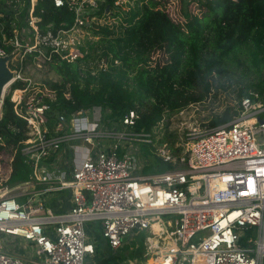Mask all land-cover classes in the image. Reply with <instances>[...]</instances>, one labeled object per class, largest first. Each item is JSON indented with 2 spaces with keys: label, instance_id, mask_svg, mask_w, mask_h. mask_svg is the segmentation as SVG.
Segmentation results:
<instances>
[{
  "label": "built area",
  "instance_id": "built-area-1",
  "mask_svg": "<svg viewBox=\"0 0 264 264\" xmlns=\"http://www.w3.org/2000/svg\"><path fill=\"white\" fill-rule=\"evenodd\" d=\"M105 2L54 0L56 7L74 12V23L70 29L42 31L37 0H4L11 12L0 11V57H10L14 77L1 106L10 95L15 114L27 124L22 153L31 173L29 181L5 185L14 152L0 149V264H25L12 254L19 240L34 246V254L26 255L33 264H85L96 251L87 231L91 223L114 253L135 230L145 232L144 246L156 256L153 264H264V98L259 94L242 98L241 113L232 121L194 132L187 154H172L162 144L157 153L174 169L150 175L141 172L143 159L129 148L152 141L133 131L135 111L117 121L93 107L52 121L43 96L24 101L31 82L25 70L49 68L56 55L68 61L82 56L75 33L101 22L95 13ZM18 81L25 88L12 90ZM186 110L176 113L182 117ZM65 192L68 210L59 199L54 201L59 212L45 207L43 197Z\"/></svg>",
  "mask_w": 264,
  "mask_h": 264
},
{
  "label": "trees",
  "instance_id": "trees-1",
  "mask_svg": "<svg viewBox=\"0 0 264 264\" xmlns=\"http://www.w3.org/2000/svg\"><path fill=\"white\" fill-rule=\"evenodd\" d=\"M144 1L136 0L122 15V5H116L117 0L100 3L96 17L120 15L119 25L98 21L85 26L99 40L82 46V56L73 61L54 56L50 69L57 79L45 84L53 97H38L43 96L49 105L52 121L57 115L70 117L93 107H100L106 118L117 121L135 111L139 118L133 131L148 134L152 140L139 144L144 163L141 172L150 175L174 169L154 146L164 128L160 123L165 115L201 102L213 88L211 79L228 76L233 62L243 66L245 74L256 72L257 81L237 91V105H227L203 126L215 128L232 121L241 113L242 98L252 93L264 98V0H197L205 8L201 18L188 10L193 0H184V22L173 20L160 8V1ZM26 9L21 15L23 25ZM0 11L11 12L5 8L4 0H0ZM35 14L42 31L48 26L54 31L70 29L75 19L74 12L66 5L56 7L54 0H37ZM155 53L162 56L156 62L151 59ZM102 60L104 68L99 67ZM24 88L21 81L12 85V90ZM28 132L26 122L14 112L10 95L5 97L0 149L6 146L14 152L12 174L5 185L29 181L31 168L22 153ZM178 137L171 135L170 148L175 155L184 146L178 144Z\"/></svg>",
  "mask_w": 264,
  "mask_h": 264
},
{
  "label": "rangeland",
  "instance_id": "rangeland-1",
  "mask_svg": "<svg viewBox=\"0 0 264 264\" xmlns=\"http://www.w3.org/2000/svg\"><path fill=\"white\" fill-rule=\"evenodd\" d=\"M136 0H120L122 8L120 9V15L124 10L129 9V7L133 6ZM149 0H145L147 3ZM160 1V8L167 10L171 16L177 20L184 22V0H154ZM187 1V0H186ZM130 4V6L126 4ZM141 3V2H140ZM186 5V4H185ZM188 10L194 14L198 15V17H202L205 13V8L199 6V2L197 0H193L192 3L188 6ZM187 10V11H188ZM113 18L112 15H107L102 18L101 23L107 24H118L121 21V17ZM75 36L79 37L78 46H86L88 42H96L99 40V37H94L92 33L87 30H77ZM76 45V46H77ZM160 53H155L152 56V61L156 62L159 58H161ZM244 61V57H240ZM104 62L102 60L99 63V66ZM247 62V61H246ZM264 76V73H263ZM24 77L30 79L29 81V89L26 93H24V101L27 102L30 99H37V94L46 95L47 92H50L45 87V84L50 81H54L57 79L56 74L49 68L43 67H30L25 70ZM213 88L211 89L208 96L201 101L190 105L185 114L181 117L178 116V113L166 114L167 120L164 123V128L157 135V142L154 144L158 149L162 144H168L170 148L171 143L173 142V138L171 135L177 134L178 144L184 145L181 154H187V144L190 142L191 137H193L194 132L204 130V124H207V120L211 118L215 113L221 112L227 105H237L238 102L236 96L237 91L247 86V83L257 81V73L256 72H248V74L244 73V67H237L236 62L232 63L230 73L228 76H223L222 78L215 77L211 79ZM8 94V91H7ZM5 94V95H7ZM103 114V113H102ZM131 130V128H128ZM259 141H263L262 137L258 138ZM162 142V144H160ZM125 146V144H122ZM131 150H133V154L136 153L142 154L140 145H134L133 148L130 146ZM138 148V150H137ZM6 153H10V149L6 146ZM171 150V148H170ZM157 153V152H156ZM180 153V152H179ZM177 153V154H179ZM138 160V158H137ZM147 164V161L145 162ZM149 165V164H148ZM183 167V166H181ZM142 171V170H141ZM23 183V182H22ZM19 184V183H18ZM17 185V184H16ZM68 193V192H66ZM65 193V194H66ZM61 194H50L48 197H43L45 202V207L54 206L53 199H59L61 201ZM40 197H37L36 200H40ZM92 224V223H91ZM90 225L87 226V231L95 237L93 232H90L93 227ZM93 225V224H92ZM133 238L127 237L125 240V245L118 251L117 254H114L108 251L106 247L105 240L101 239L100 242V254H97V258L101 260H107V264H111V259L114 258L115 261L112 264H150L149 262L156 258L154 254L148 253L149 250L144 246V241L146 237V233L135 230ZM150 235V234H149ZM242 235V233H241ZM244 238V237H243ZM242 245L245 246L244 243ZM20 250L27 252V254H34V246L30 245L27 242L21 241L18 243ZM148 253V255H147ZM96 256V255H95ZM148 256V257H147ZM87 261V260H86ZM86 264H92V262H87Z\"/></svg>",
  "mask_w": 264,
  "mask_h": 264
},
{
  "label": "crops",
  "instance_id": "crops-1",
  "mask_svg": "<svg viewBox=\"0 0 264 264\" xmlns=\"http://www.w3.org/2000/svg\"><path fill=\"white\" fill-rule=\"evenodd\" d=\"M66 168H70V165L66 166ZM65 171H66L67 174H70V169H65ZM67 176L69 177V175H67ZM65 193L61 194L62 195L61 196V198H62L61 199V201H62V210H68L70 208V194H69V192L66 193V194ZM55 200H53L54 206H51V209L54 210L55 212H59L58 205L56 206V204L54 202ZM91 226L93 227V229L90 232H93L95 235H97L95 237H92V235H90V233H89L90 241L96 247V251H95V255L96 256L94 255L92 257H88L86 259L87 261H85V264L87 262H90V261L92 262V264H107V260L105 261V260H101V259L97 258V254H100V242H103V241H101V239H103V238H102V236L100 234V230L98 228V225L97 224H93V225L91 224ZM20 242H21V240L16 242V244L14 246V249L12 251V254L15 255V256H19V257H21L23 259H26L25 260V264H33L32 263L33 260H31L29 258V256L26 258V255H28V254H26L27 252L23 251V249L22 250L18 249L19 248L18 243H20ZM105 244H106V247H107L108 251L112 252L110 250V248L108 247L107 243H105ZM112 253H114V252H112ZM114 254H117V253H114ZM114 261H115V259L112 258L111 259V264Z\"/></svg>",
  "mask_w": 264,
  "mask_h": 264
},
{
  "label": "water",
  "instance_id": "water-1",
  "mask_svg": "<svg viewBox=\"0 0 264 264\" xmlns=\"http://www.w3.org/2000/svg\"><path fill=\"white\" fill-rule=\"evenodd\" d=\"M10 57L1 58L0 57V111H1V100L4 95V91L7 88V86L11 83L13 80V73L9 69L7 63L9 61ZM264 120H261L263 122Z\"/></svg>",
  "mask_w": 264,
  "mask_h": 264
},
{
  "label": "bare ground",
  "instance_id": "bare-ground-1",
  "mask_svg": "<svg viewBox=\"0 0 264 264\" xmlns=\"http://www.w3.org/2000/svg\"><path fill=\"white\" fill-rule=\"evenodd\" d=\"M21 95V92H17L16 95H15V98L20 96ZM151 235V234H150ZM148 257V256H147ZM159 258V254H157V259ZM155 261V259H153L152 261H150L149 263L150 264H153V262Z\"/></svg>",
  "mask_w": 264,
  "mask_h": 264
}]
</instances>
